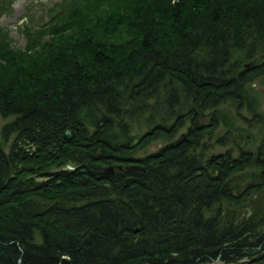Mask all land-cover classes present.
I'll use <instances>...</instances> for the list:
<instances>
[{"label": "trees", "instance_id": "1", "mask_svg": "<svg viewBox=\"0 0 264 264\" xmlns=\"http://www.w3.org/2000/svg\"><path fill=\"white\" fill-rule=\"evenodd\" d=\"M59 9L0 38V264H264V0Z\"/></svg>", "mask_w": 264, "mask_h": 264}, {"label": "rangeland", "instance_id": "2", "mask_svg": "<svg viewBox=\"0 0 264 264\" xmlns=\"http://www.w3.org/2000/svg\"><path fill=\"white\" fill-rule=\"evenodd\" d=\"M13 2L8 6V11L3 15L0 14V38L2 37L3 43L7 45L8 49L13 53H22L26 45V35L34 34V25L40 27L48 23L49 16L53 12L60 11V7H63L69 0H12ZM4 5L0 6L3 7ZM3 9V8H2ZM52 12V13H50ZM49 34L44 32V41L47 43V36ZM248 62V61H247ZM246 63V62H245ZM244 63V64H245ZM243 64V65H244ZM263 66V65H262ZM261 67V66H260ZM259 68V67H258ZM255 69L243 70L246 72H252ZM1 71V70H0ZM254 87V86H253ZM262 94L263 100H261V109L264 112V78L260 77L256 80L255 88ZM1 124V123H0ZM208 140H211L212 133L207 132ZM159 144H151L147 147L146 153L155 151ZM139 156V155H138ZM117 167L125 166H137V165H116ZM116 166H110L105 168H111L115 170ZM110 170V169H109ZM215 173V172H214Z\"/></svg>", "mask_w": 264, "mask_h": 264}, {"label": "water", "instance_id": "3", "mask_svg": "<svg viewBox=\"0 0 264 264\" xmlns=\"http://www.w3.org/2000/svg\"><path fill=\"white\" fill-rule=\"evenodd\" d=\"M264 65V53L257 55L256 57L252 58L251 60H249L248 62H246L243 67L246 70H250V69H255L258 68L260 66ZM63 139L64 140H69L70 139V132L68 130L63 131ZM66 169H70L69 166H65ZM110 169V170H109ZM116 170L121 169V167H115ZM124 171L127 172H143V169L141 166H125L123 167ZM106 173H112V169L111 168H104L103 170ZM215 173L214 171L211 172V176H214Z\"/></svg>", "mask_w": 264, "mask_h": 264}]
</instances>
